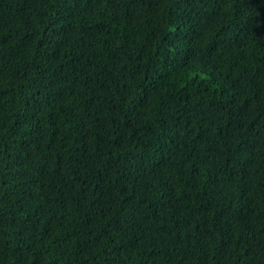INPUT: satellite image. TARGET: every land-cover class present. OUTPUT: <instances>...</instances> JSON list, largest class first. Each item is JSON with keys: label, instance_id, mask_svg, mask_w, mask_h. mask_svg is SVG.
I'll return each mask as SVG.
<instances>
[{"label": "trees", "instance_id": "1", "mask_svg": "<svg viewBox=\"0 0 264 264\" xmlns=\"http://www.w3.org/2000/svg\"><path fill=\"white\" fill-rule=\"evenodd\" d=\"M0 264H264V0H0Z\"/></svg>", "mask_w": 264, "mask_h": 264}]
</instances>
